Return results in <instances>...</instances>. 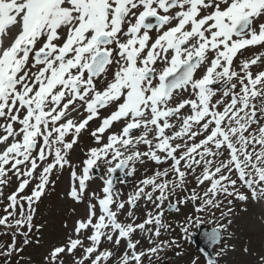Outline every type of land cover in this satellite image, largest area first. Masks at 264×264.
<instances>
[{
    "label": "snow or ice",
    "instance_id": "snow-or-ice-1",
    "mask_svg": "<svg viewBox=\"0 0 264 264\" xmlns=\"http://www.w3.org/2000/svg\"><path fill=\"white\" fill-rule=\"evenodd\" d=\"M10 29V43L0 40V197L13 177L16 185L4 197L0 226L15 228L28 243L33 205L50 174L69 163L67 153L89 121L101 109L109 112L91 132L98 146L88 150L81 174L73 171L78 185L69 192L80 200L92 170L105 165L103 195L93 193L100 214L89 205L76 222V238L51 251L53 264L78 248L83 252L75 264H108L113 253L100 249L105 240L117 247L127 240L118 264H143L162 246L179 248L175 239L153 240L160 228H172L162 220L170 196L176 197L170 209L191 206L177 224L185 236L204 214L220 210L225 220L229 197L247 199L238 183L264 199V70L251 71L264 64V51L234 68L241 50L264 48V0H0V37ZM114 122L120 129L109 132ZM145 160L169 166L145 175L122 201L113 174L119 169L130 176ZM189 176L196 182L190 190ZM33 179L39 182L24 194ZM141 198L155 211L141 223L119 222L125 204L136 207ZM215 223L206 234L213 244L231 220ZM137 230L150 233L154 246L137 251ZM88 232L86 244L80 236ZM0 248L3 256L20 251L15 239ZM207 264L217 262L209 257Z\"/></svg>",
    "mask_w": 264,
    "mask_h": 264
},
{
    "label": "rangeland",
    "instance_id": "rangeland-1",
    "mask_svg": "<svg viewBox=\"0 0 264 264\" xmlns=\"http://www.w3.org/2000/svg\"><path fill=\"white\" fill-rule=\"evenodd\" d=\"M11 34L12 30L10 29L9 34L2 36L0 40L5 41V39L11 37ZM262 51H264V48L260 46L249 47L241 50V52L238 53L234 58V68L239 71V66L241 65L242 61L245 59H250ZM260 70H264V64L258 63L257 65H253L251 67V71L253 73H256ZM110 71H114V69H111ZM199 75L200 72L196 73L197 77H199ZM216 87L219 88L218 85ZM217 95L219 96L220 92H218ZM108 114L109 112L107 110H100V117L90 121L86 129L82 130L79 134L77 143L74 144L72 149L68 151L66 158L69 163L64 165L63 168L58 167L54 169L50 174V183L46 186L45 194L39 199L40 201L43 198L40 202V205H38L40 223L37 222L35 214L32 212V229L28 233V243H24L25 237L20 235L15 228H12L11 230L3 226L5 228L4 231L12 232L13 234V237L8 239L10 244H12L13 239H15V245L17 244L19 247L23 245L24 248H26L24 250V259L26 264H53L48 251L54 247H60L67 243L68 239L65 238L66 231L68 230L72 232L73 228H75L76 222L78 220L84 219L87 216L90 204L96 206V212L98 215V209L96 201L93 198V193H95L97 196L103 195L100 191L102 187L100 181L102 173L101 167L98 169L99 176L94 177L86 185L85 192L80 200H74L69 195V192L74 185H77V180H75L72 175L73 171H75L78 175L79 170L82 168V161L86 158L88 150L98 146L95 142V139L91 136V132L99 126L101 118ZM72 115L77 119L82 117V115L78 113H73ZM83 115L87 114L83 113ZM119 129L120 123L114 122V125L109 130V132H116L119 131ZM107 134L109 133H106L105 136ZM66 139L70 141L72 139L71 135L66 137ZM142 148L143 149L140 148L141 151L147 150V147L144 145ZM168 165V162L157 165L154 161L149 160H145L144 164L137 163V168L135 166V172H133V174L128 178V182L130 183L124 188L128 189L130 186L132 187L134 181L138 180L140 176H145L147 173L152 174L151 170H147L148 166H163V168H166ZM101 166L106 167L105 165ZM41 170L42 169H38L37 174H39V171ZM144 170H146V173ZM197 172H199V169ZM104 176L105 174L102 175V178ZM188 180V189L190 190L191 188H195L196 184L194 178L189 176ZM36 184L37 183L35 182L32 188H34ZM15 185L16 178L13 177L9 185L3 190L4 196L0 197V201H3V203H0L1 208L4 209V206L7 203L4 197L9 195L14 190ZM237 188L247 197V199L240 200L235 196L229 197L228 199H231L232 203L227 204L225 201L222 207L223 211H227L229 208L231 209V212L228 214L225 220H221L220 210H214L215 217L211 216L210 214H204L201 216V223L199 225L204 224L210 228H215V221L227 223V220H231V224L228 225L227 231L224 232L221 243L215 247V259L217 264H264V260H262V258H264V199H254L252 197L251 190L247 187H242L240 184H237ZM115 191L120 194V191H124V189L120 188L118 185L116 186ZM177 192H179L180 195L186 194L180 192L179 189ZM175 199L176 197L174 196L169 197V201L172 203H175ZM221 199H223V197H221ZM169 201L165 202V206L169 204ZM190 207L191 206L188 208L180 206L179 212L174 210L173 212L164 213L163 219L165 224L168 222L172 225V228H163L162 231H160V236L157 240H154L153 237L155 243L175 239L180 244V247L177 248L175 246H162V250L157 254H153L150 257H144L143 264H161L163 261L165 262L167 260L171 261L172 264H191V261L196 258L199 259V264H207L203 254L200 251H196L192 243H190L188 235H183V233L179 231V228L176 227L179 222L184 220L185 215L189 214ZM27 211L28 209L25 203V213H27ZM121 214H123L124 217L129 220V222L133 220L132 216L128 218V214H126V212H122ZM121 214L119 216H121ZM141 219L142 217L140 215L137 220L140 221ZM198 226L195 223L191 224V227L188 230L189 233L195 232ZM21 231L27 232L28 229L25 227L24 229H21ZM145 234V232L140 231L139 236L144 237ZM149 235L144 238V246L142 247V250H146L147 248L154 246V244L149 243ZM135 236L136 237L132 239L133 241L138 240V235L136 234ZM126 245L127 244H124L123 246L126 248ZM102 247V249L106 248L110 251H113L117 248L108 241H104L102 243ZM221 249H223V253L218 256L217 253L221 252ZM73 263L74 259L72 260V264ZM55 264L64 263L55 262ZM66 264H69V262ZM108 264L117 263L112 259L110 262H108Z\"/></svg>",
    "mask_w": 264,
    "mask_h": 264
},
{
    "label": "water",
    "instance_id": "water-1",
    "mask_svg": "<svg viewBox=\"0 0 264 264\" xmlns=\"http://www.w3.org/2000/svg\"><path fill=\"white\" fill-rule=\"evenodd\" d=\"M211 231H209L206 227H202L199 234L193 235L194 242H195L196 246L198 248H201L202 250H204L207 253L211 251V248L213 247L214 244L211 243L210 241L205 240L202 237L204 235H206L207 233H210ZM202 240H204V242Z\"/></svg>",
    "mask_w": 264,
    "mask_h": 264
},
{
    "label": "bare ground",
    "instance_id": "bare-ground-1",
    "mask_svg": "<svg viewBox=\"0 0 264 264\" xmlns=\"http://www.w3.org/2000/svg\"><path fill=\"white\" fill-rule=\"evenodd\" d=\"M261 223H262V222H261ZM262 224H263V223H262ZM262 224H261V225H262ZM222 234H223V232H222Z\"/></svg>",
    "mask_w": 264,
    "mask_h": 264
}]
</instances>
